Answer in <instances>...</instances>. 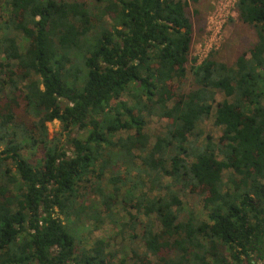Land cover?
I'll list each match as a JSON object with an SVG mask.
<instances>
[{
	"label": "trees",
	"instance_id": "trees-1",
	"mask_svg": "<svg viewBox=\"0 0 264 264\" xmlns=\"http://www.w3.org/2000/svg\"><path fill=\"white\" fill-rule=\"evenodd\" d=\"M200 2L0 0V264H264V0L236 2L248 54L190 64Z\"/></svg>",
	"mask_w": 264,
	"mask_h": 264
},
{
	"label": "rangeland",
	"instance_id": "rangeland-1",
	"mask_svg": "<svg viewBox=\"0 0 264 264\" xmlns=\"http://www.w3.org/2000/svg\"><path fill=\"white\" fill-rule=\"evenodd\" d=\"M197 7L203 13L202 26L204 29L200 32L196 27L190 64L194 60L201 62L207 59L212 53L214 54V58L224 62H233L239 54L249 53L251 47L256 42L254 30L237 20L236 7L232 3L229 4L227 0H201ZM192 85L193 77L189 71L188 78L182 88L187 90ZM178 87L179 83H175L174 90H177ZM225 98L226 96L224 94L218 93L217 102H223ZM121 100L128 101L129 104L132 103L131 98L126 94L122 96ZM18 114L20 118L23 115L21 112ZM23 119L30 123L28 117L25 116ZM146 121V131L153 134V139L154 134L167 126L169 122L167 119L158 116H147ZM48 127L49 140L55 141L57 138H61L62 141H65V135L64 137L61 135V124L59 121L55 120L49 123ZM202 127L215 138L220 137L222 134V128L214 124L213 117L207 119L202 124ZM126 135L127 132L125 131L118 132V136L125 137ZM27 154L30 155V153ZM39 155H42V153ZM31 158L34 161V158ZM182 198L186 208L185 213L193 210L200 218L207 219V211L204 208V195H202L201 191L187 192ZM90 203L91 201L89 200ZM132 213L136 212L132 211ZM86 224V228L82 232L83 236L86 237L84 238L85 241H94L99 238L108 237L111 238V243L115 250L122 249L123 255H127L129 258L135 257L131 252L132 244L130 240L118 235L111 224L106 222L98 226L99 223L95 224L93 221ZM141 230L142 226L139 223L136 232L141 233ZM143 256L144 254L141 257ZM150 258L155 260L154 256Z\"/></svg>",
	"mask_w": 264,
	"mask_h": 264
},
{
	"label": "built area",
	"instance_id": "built-area-1",
	"mask_svg": "<svg viewBox=\"0 0 264 264\" xmlns=\"http://www.w3.org/2000/svg\"><path fill=\"white\" fill-rule=\"evenodd\" d=\"M227 2H228L229 4L232 3V5L236 7V2H237V0H227ZM203 61H204V60H203ZM201 62H202V61H201ZM201 62H199V63H201Z\"/></svg>",
	"mask_w": 264,
	"mask_h": 264
},
{
	"label": "flooded vegetation",
	"instance_id": "flooded-vegetation-1",
	"mask_svg": "<svg viewBox=\"0 0 264 264\" xmlns=\"http://www.w3.org/2000/svg\"><path fill=\"white\" fill-rule=\"evenodd\" d=\"M264 263V262H263Z\"/></svg>",
	"mask_w": 264,
	"mask_h": 264
}]
</instances>
